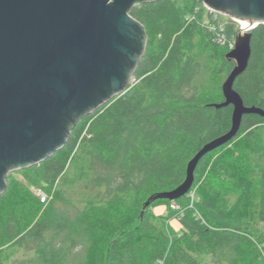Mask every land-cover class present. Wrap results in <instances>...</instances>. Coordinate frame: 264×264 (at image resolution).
<instances>
[{"label":"trees","instance_id":"obj_1","mask_svg":"<svg viewBox=\"0 0 264 264\" xmlns=\"http://www.w3.org/2000/svg\"><path fill=\"white\" fill-rule=\"evenodd\" d=\"M131 15L148 46L126 93L80 121L52 158L18 171L22 180L9 175L0 264H264V117H243L236 138L199 162L186 196L154 200L231 129L233 106L210 105L224 101L237 22L203 0H161ZM250 32L234 89L264 110V24Z\"/></svg>","mask_w":264,"mask_h":264},{"label":"water","instance_id":"obj_2","mask_svg":"<svg viewBox=\"0 0 264 264\" xmlns=\"http://www.w3.org/2000/svg\"><path fill=\"white\" fill-rule=\"evenodd\" d=\"M161 0H0V197L14 172L40 165L66 147L78 123L128 90L147 51L146 27L131 15ZM242 24L222 86L232 126L189 162L185 181L154 200L175 201L194 186L199 162L239 134L247 107L234 89L252 56L250 30L264 24V0H203ZM150 202L147 203V206Z\"/></svg>","mask_w":264,"mask_h":264},{"label":"built area","instance_id":"obj_3","mask_svg":"<svg viewBox=\"0 0 264 264\" xmlns=\"http://www.w3.org/2000/svg\"><path fill=\"white\" fill-rule=\"evenodd\" d=\"M207 9H208V8H207ZM210 11H211V10H210ZM235 42H236V41L234 40V42L230 44V48H231V50L234 49V47H235ZM38 196L41 198V201H42V202H45L46 198L48 197V196L46 195V193H44L43 191H39ZM193 196H194V194H192V197H193ZM170 208L179 211V210L181 209V206L178 205V204H176V203H172V204L170 205Z\"/></svg>","mask_w":264,"mask_h":264},{"label":"crops","instance_id":"obj_4","mask_svg":"<svg viewBox=\"0 0 264 264\" xmlns=\"http://www.w3.org/2000/svg\"><path fill=\"white\" fill-rule=\"evenodd\" d=\"M166 212L167 211H166V207L165 206H162V207H159V208L155 209V213L158 214V215L165 214ZM171 223L177 230L180 228V223L178 221L173 220Z\"/></svg>","mask_w":264,"mask_h":264},{"label":"rangeland","instance_id":"obj_5","mask_svg":"<svg viewBox=\"0 0 264 264\" xmlns=\"http://www.w3.org/2000/svg\"><path fill=\"white\" fill-rule=\"evenodd\" d=\"M225 19H228V17L226 16ZM236 27L239 28V32H238V35H239V33H240L241 29H242V24H240V23L237 22V26H236ZM238 35H237V37H238ZM237 37H236V38H237ZM236 38L234 39L235 41H236ZM222 86H223V85H222ZM16 173H18V172H14V174H16ZM12 174H13V173H12ZM15 176L22 180V175H20V174H16ZM38 193H39V191L37 192V195H38ZM158 208H159V207H158Z\"/></svg>","mask_w":264,"mask_h":264}]
</instances>
